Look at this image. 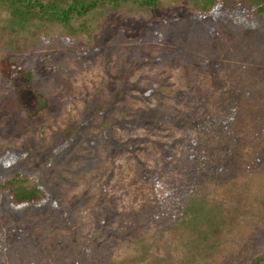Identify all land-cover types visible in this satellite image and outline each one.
I'll return each mask as SVG.
<instances>
[{
	"label": "rangeland",
	"instance_id": "374dc122",
	"mask_svg": "<svg viewBox=\"0 0 264 264\" xmlns=\"http://www.w3.org/2000/svg\"><path fill=\"white\" fill-rule=\"evenodd\" d=\"M189 3L110 14L88 43L0 37V184L51 201L0 192V264L264 257V15Z\"/></svg>",
	"mask_w": 264,
	"mask_h": 264
},
{
	"label": "trees",
	"instance_id": "16d2710c",
	"mask_svg": "<svg viewBox=\"0 0 264 264\" xmlns=\"http://www.w3.org/2000/svg\"><path fill=\"white\" fill-rule=\"evenodd\" d=\"M188 1L190 8L203 16L211 13L219 2L229 0H0V37L8 36L10 45L18 39L48 38L52 34L67 40L83 39L88 43L110 14L126 9L151 13ZM233 1L245 3L258 15H264V0ZM0 192L9 194L15 205L38 206L42 202L43 206H50L51 203L46 201L47 194L40 182L32 181L24 174H16L0 184ZM205 206V201L200 199L188 207L193 213L191 224L199 229L200 234H203L204 227H209V217L204 215ZM249 264H264V257L260 256Z\"/></svg>",
	"mask_w": 264,
	"mask_h": 264
}]
</instances>
